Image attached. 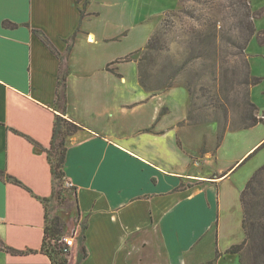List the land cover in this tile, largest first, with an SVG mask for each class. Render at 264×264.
Returning <instances> with one entry per match:
<instances>
[{"label":"crops","instance_id":"obj_1","mask_svg":"<svg viewBox=\"0 0 264 264\" xmlns=\"http://www.w3.org/2000/svg\"><path fill=\"white\" fill-rule=\"evenodd\" d=\"M179 4L0 0V171L25 186L0 180V239L20 252L0 250V264H52L41 251L47 226L42 200L53 194L44 149L50 148L61 115V57L74 36L65 118L82 129L69 138L64 169L87 224L88 255L81 264H241L239 255L225 254L246 238L241 204L246 182L234 186L231 180L256 145L227 170L217 169L213 129L198 152L201 159L192 155L188 149L199 148L200 141L190 145L189 129L180 127L189 113L188 91L172 87L150 93L140 85L138 63L120 62L143 51L164 16ZM250 4L255 12L264 10V0ZM6 21L18 27L6 28ZM254 26L256 33L264 32V14ZM34 30L42 31L58 54ZM246 55L251 75L261 78L250 90L260 117L264 45L257 34ZM209 236L213 247L207 252ZM78 238L70 264H77ZM223 239H230L228 247ZM218 249L224 256L214 261Z\"/></svg>","mask_w":264,"mask_h":264},{"label":"rangeland","instance_id":"obj_2","mask_svg":"<svg viewBox=\"0 0 264 264\" xmlns=\"http://www.w3.org/2000/svg\"><path fill=\"white\" fill-rule=\"evenodd\" d=\"M226 1L222 0L221 3L228 4ZM203 10V7L196 3L188 2L182 5L180 2L175 10L169 12L173 15L162 27L164 16L159 26L163 29L161 40L163 50L152 53L151 62L148 64L149 69H153L155 74V79L150 86L171 83L177 91L180 89L179 87H184V90L188 91L189 97L188 112L194 117L219 120L221 124H227L232 130L239 129L243 125L245 85L242 83H244L247 71V55L240 46L243 44V39L238 28H236L239 18L231 17L232 10L221 9V12H217L218 31L221 33H219L216 42V55L208 59L191 58L188 46L190 37L188 30L191 27L200 30L201 27L187 13L195 12L197 15H202ZM187 86L190 87L191 92ZM257 115H259L258 111ZM200 125L203 126L180 124V127L188 128V133H191L190 145L198 144L200 141L199 148L192 146L188 150L192 155L201 159V153L198 152L205 143V135L210 140L213 137L212 130L215 129L216 134L212 142L215 145L212 162L217 169L227 170L230 166H233L232 163L235 164L247 148L256 145L254 150L233 170L238 169L236 171L238 174L232 177L231 183L234 186H241L245 184L243 183L245 181L246 186L256 171L264 166V140L262 141L264 138V123L245 131H229L220 145L218 143L219 129L217 122H207ZM214 126L216 128H213ZM206 129L208 130L206 131ZM244 135H247L248 139ZM206 145L209 146V142ZM222 145L223 147L218 150L217 147ZM242 163L244 164L242 165ZM246 179L248 180L246 181ZM66 196L69 199L67 204L54 200L48 205L49 219L59 217L67 235L75 230L77 237H80L85 222L79 215L74 194L69 193ZM229 241L230 239H223L222 246L228 247ZM206 244V251L210 252L213 247L211 236L208 237ZM218 252L220 253L219 249ZM217 253L214 261L220 258H217ZM220 254L221 257L224 256V254ZM222 264L226 263L223 262Z\"/></svg>","mask_w":264,"mask_h":264},{"label":"trees","instance_id":"obj_3","mask_svg":"<svg viewBox=\"0 0 264 264\" xmlns=\"http://www.w3.org/2000/svg\"><path fill=\"white\" fill-rule=\"evenodd\" d=\"M182 5L190 3H196L203 7L202 15H197L195 12L187 13V15L193 19L200 27V30L196 28H189V51L191 58H201L208 59L213 58L216 55L217 50V38L218 31V14L222 10H232L231 17L239 18L237 21L236 28L239 30V34L243 39V44L240 45L241 48L246 52L247 46L251 39L257 34L258 41L261 45H264V32L256 33L254 26V20L261 17L264 14V10L255 12L250 4V0H227L228 4L225 2L221 3L222 0H180ZM226 8V9H225ZM222 9V10H221ZM84 14H82L83 16ZM172 13H167L163 20L162 27L166 24ZM216 18V19H214ZM6 28H17L18 25L11 22H4ZM223 28V27H222ZM162 33L163 29L158 28L153 36L150 38L146 48L143 51H139L138 54H132L120 62H130L136 61L138 63L139 69V82L140 85L150 93H159L172 88L171 83L159 84L155 86H150L154 79L155 74L153 69H149L148 64L151 62L150 57L154 52L162 51ZM40 39H42L49 48L56 54L58 52L54 46L50 43L47 36L39 30H34ZM72 38L70 42V49L73 45ZM61 57L62 59V70L60 74L59 92H58V102L61 115H58L54 124V131L51 146L49 149H44L48 155V160L52 167L53 176V194L51 199H43V203L46 205L47 209V226L45 230V236L42 245V252L48 255L51 259L52 264H70L69 257L70 251L65 252V248L60 244V240L66 234L64 232V225L61 223L59 217H53L49 219L48 205L52 201H57L60 203H68L69 199L66 194L73 193L76 196V188L74 186L68 188L65 186L66 174H65V162L66 155L68 151V141L69 138L74 136L79 130L82 129L81 126L65 118L66 115V82L68 76V56L69 51ZM247 71L244 78L245 94L243 95V125L239 129L243 130L251 129L264 123V120L257 115L258 108L252 102L250 97V90L253 86H256L261 82V78H257L251 75L249 69L248 57L246 61ZM188 90L191 92L189 86ZM207 122H217L218 124V143H222L226 133L229 131H234L229 128L227 124H221L219 120H210L207 118H197L191 113L188 114L186 122L181 123L182 125L187 123L189 125H200ZM30 141L36 145H40L31 140ZM0 180L13 183L20 187H25L22 182L13 176L9 175L5 171H0ZM77 204V198L75 197ZM241 204L243 208V227L246 234L245 240L239 244L232 247L227 254L239 255L241 264H264V166L256 171L254 176L249 180L245 189L241 194ZM86 230L87 224H83L82 233L78 239V260L77 264H81L82 261L87 257L88 252L85 246L86 242ZM0 250L6 251L14 255H18L17 252L9 247H7L0 239ZM222 255L218 252L217 258Z\"/></svg>","mask_w":264,"mask_h":264},{"label":"built area","instance_id":"obj_4","mask_svg":"<svg viewBox=\"0 0 264 264\" xmlns=\"http://www.w3.org/2000/svg\"><path fill=\"white\" fill-rule=\"evenodd\" d=\"M261 119L264 120V115L260 116ZM65 186L70 188L72 185L69 182L65 183ZM76 231H72L71 234L67 235L65 234L63 238L60 240V244H62L65 248V252L70 251L71 254V249L75 246L76 239H77V234L75 233Z\"/></svg>","mask_w":264,"mask_h":264},{"label":"bare ground","instance_id":"obj_5","mask_svg":"<svg viewBox=\"0 0 264 264\" xmlns=\"http://www.w3.org/2000/svg\"><path fill=\"white\" fill-rule=\"evenodd\" d=\"M66 182H68V181H66Z\"/></svg>","mask_w":264,"mask_h":264}]
</instances>
